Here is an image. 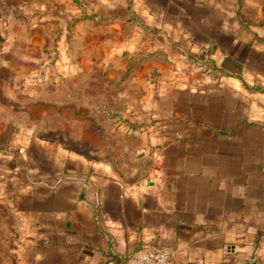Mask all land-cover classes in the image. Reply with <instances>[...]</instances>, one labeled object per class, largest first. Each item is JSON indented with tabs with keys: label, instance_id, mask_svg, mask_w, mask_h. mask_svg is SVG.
Wrapping results in <instances>:
<instances>
[{
	"label": "crops",
	"instance_id": "0c3cea01",
	"mask_svg": "<svg viewBox=\"0 0 264 264\" xmlns=\"http://www.w3.org/2000/svg\"><path fill=\"white\" fill-rule=\"evenodd\" d=\"M25 12L89 26L91 64L108 40L97 69L124 74L129 108L122 144L0 150L13 264H131L146 246L264 264V0H0V21Z\"/></svg>",
	"mask_w": 264,
	"mask_h": 264
},
{
	"label": "rangeland",
	"instance_id": "374dc122",
	"mask_svg": "<svg viewBox=\"0 0 264 264\" xmlns=\"http://www.w3.org/2000/svg\"><path fill=\"white\" fill-rule=\"evenodd\" d=\"M26 16L0 21V150H14L31 138L83 148L94 141L93 133L106 137L100 144H108V138L122 144V114L129 108L121 85L124 74L108 78L109 73L97 69L106 65L101 54L111 49L108 40H99V55L91 64L94 54L83 51L80 41L89 26L70 24L73 17L63 15L51 17L48 25H34L35 18ZM82 65L93 67L80 72ZM93 79L97 87L87 88ZM13 223L11 207L0 199V264H13L8 253Z\"/></svg>",
	"mask_w": 264,
	"mask_h": 264
},
{
	"label": "built area",
	"instance_id": "2783aa9c",
	"mask_svg": "<svg viewBox=\"0 0 264 264\" xmlns=\"http://www.w3.org/2000/svg\"><path fill=\"white\" fill-rule=\"evenodd\" d=\"M170 259L169 250L147 246L134 251L129 257L131 264H169Z\"/></svg>",
	"mask_w": 264,
	"mask_h": 264
}]
</instances>
